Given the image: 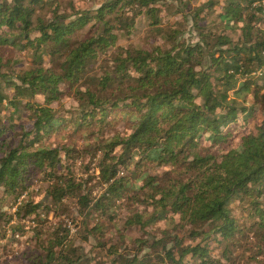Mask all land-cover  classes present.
I'll list each match as a JSON object with an SVG mask.
<instances>
[{"label":"trees","instance_id":"16d2710c","mask_svg":"<svg viewBox=\"0 0 264 264\" xmlns=\"http://www.w3.org/2000/svg\"><path fill=\"white\" fill-rule=\"evenodd\" d=\"M61 1L0 0V78L11 71L13 53L30 55L29 66L15 74L21 83L15 85L9 100L16 109H27L28 118L35 103L32 97L54 105L65 95L64 85L74 91L73 99L79 104L77 97L86 93L89 106L81 108L71 122L32 119L36 132L28 147L70 129L80 132L93 126L107 138L111 135L106 130L116 115L136 125L124 156L108 164L105 155L98 163L108 187L91 210L113 214L116 200L134 199L149 210L135 211L127 225L143 229L162 222L163 227L161 238L152 244L137 240L143 248H153L154 258L148 263L134 256L112 258L111 264H222L213 252L230 260L248 232L257 249H263L264 31H252L259 17L250 15L248 24L243 18L256 0H223L217 24L221 33L205 31L200 18L219 0H202L193 16L199 41L175 42L163 50L118 47L116 41L131 33L139 17L158 27L163 17L180 12L183 1L199 0H113L84 11L71 3L64 9ZM226 29L236 33L237 39L225 35ZM107 59L111 68L99 64ZM13 84L9 82L11 88ZM129 97L132 103H121ZM6 99L8 94L0 90V106ZM10 131L9 123L0 121V133ZM56 148L21 156L11 169L5 160L0 164V182L7 180L15 187L23 181L25 186L28 171H38L41 158L54 159ZM133 149H140L141 155L131 171L134 182L129 184L131 179L116 176ZM57 167L63 169V165ZM150 167L161 171L151 174ZM75 188L63 177L61 185L47 194L54 193L53 199L60 201ZM88 199L81 196L79 201L87 204ZM244 209L248 225L236 218V212ZM31 211L29 205L25 215ZM90 229L94 232L99 227L94 223ZM52 234L59 237L58 230ZM61 256L72 264L71 251Z\"/></svg>","mask_w":264,"mask_h":264},{"label":"rangeland","instance_id":"374dc122","mask_svg":"<svg viewBox=\"0 0 264 264\" xmlns=\"http://www.w3.org/2000/svg\"><path fill=\"white\" fill-rule=\"evenodd\" d=\"M113 1V0H62L63 8H69L70 5H73L75 9H80L81 11L88 9H95L97 5H101L104 2ZM222 1L219 0V3L212 8V11L209 13L202 11L200 13V18H202V24L205 27V31H212L221 33L218 24V15L222 12ZM180 3V12H177L174 15L163 17L161 25L158 27L148 25L146 22L139 17L136 20V24L128 35H123L117 40V36L113 35V39L117 40L116 45L118 47H127V48H139L145 50H151L155 47H160L163 49H168L175 44V42H184L186 44H194L199 41L198 31L195 30L194 26V12L200 7L202 0L191 1L187 4V1ZM179 5V4H177ZM264 11V7L263 10ZM261 11V12H262ZM164 15V13H162ZM264 23V17H259L256 24ZM217 27V28H216ZM85 27L81 34L85 32ZM264 31V28H257ZM176 33L175 39H172V35ZM225 35L230 36L233 40L237 39L236 33H233L230 29H226L223 32ZM79 36L80 31L78 32ZM176 40V41H175ZM115 48L113 47L112 50ZM104 58V57H103ZM11 71L4 78H0V90L4 93L11 95L12 91L9 93V89H12L9 85L10 81H13L10 77L20 72L21 70L26 69L30 64V55L28 53H13L12 57ZM100 65L106 64L112 67L110 59L99 62ZM14 82V81H13ZM63 92L65 93L60 100V103L71 105L77 102L75 101L74 91L71 89H66L65 86L61 85ZM19 116L17 119L20 120L18 125H26V119L28 118V110L19 106L17 109ZM118 111V110H117ZM121 121L127 127L126 120L120 119V116L116 115L111 124L109 125L108 130H106L107 135H112L113 131L119 132L121 130ZM32 127V126H31ZM96 128V132L99 130ZM92 129V128H91ZM96 132L85 130L80 132H74L71 129L68 130L64 135L60 137L54 136L48 142L51 143L52 148L59 147L56 144V140L60 139L64 143L72 141V147L70 151L76 157L75 166L69 171L66 179H70L75 185V190L71 191L70 194L64 195L60 201H63L62 209L59 212L49 211L48 215L42 221H37L35 219L28 221L29 225L35 224L40 227V233L42 234L44 229L52 226V232L57 231L60 233L71 232L72 228L76 227V221L79 219L80 223L84 227L85 235L79 237L83 243H87L89 239L95 241L94 246L90 245L88 248V255L84 256L83 264H111V259H124L132 258L137 256L138 259L149 262L150 258L154 256L153 248H143L141 242L137 240H146L148 244H152L153 239L156 240V236H160L159 230L163 227V223L159 222L153 227H144L140 228V225H127L126 221L135 211H140L145 208L144 205H137V202L134 199H118L115 204V212L113 214L106 213H96L93 210V204L97 200H100L105 194L108 184L101 179V168L98 167V163L95 162V157L88 159L87 163L81 165L79 160V155L83 154L81 148L76 147V145H83L84 151H87L86 141L94 139ZM59 136V135H58ZM81 137L84 140H81ZM47 141V140H46ZM134 150V149H133ZM98 151V150H97ZM132 152V151H131ZM68 153L65 155L67 158ZM138 160V159H137ZM136 160V161H137ZM126 164V162H125ZM125 164H120L117 168L118 178L131 179L129 182L132 183L133 178L132 174H121V166ZM64 167V166H63ZM134 170V168H133ZM149 173L153 174L160 172L161 169L157 168L156 171L154 168L150 167L148 169ZM40 175L39 171L35 169H30L27 173V178L25 181L26 187H32L36 182V177ZM37 193H41V189H34ZM47 190L42 192L43 200H48L49 194ZM81 196H88V203L84 204L79 201ZM262 199V198H261ZM43 202V201H40ZM47 207V205H46ZM149 210L148 208H145ZM236 218L239 224L243 222L248 225L247 210H238ZM28 215H25V219ZM112 216V217H110ZM82 217V219H81ZM2 215L0 219H2ZM94 223H97L99 229L98 231L91 232L90 226ZM249 233V232H248ZM246 233L244 237L246 242L240 241V244L236 247L235 251L231 256L230 260H227L224 256H221L218 251H214L213 255L219 259L222 264H264V248L261 250L257 249V245L253 241L251 233ZM253 241V242H252ZM256 241V240H255ZM248 242V243H247ZM82 247V245H81ZM71 253H76V248H72ZM143 253V256H141ZM69 256V253H68ZM79 259V257H76ZM154 258V257H153Z\"/></svg>","mask_w":264,"mask_h":264},{"label":"clouds","instance_id":"9594fccd","mask_svg":"<svg viewBox=\"0 0 264 264\" xmlns=\"http://www.w3.org/2000/svg\"><path fill=\"white\" fill-rule=\"evenodd\" d=\"M96 7H99V5ZM240 7L244 8L245 4L242 3ZM248 7L250 11L243 13L245 24H248L250 15L254 14L257 17H264V11H252L256 7H264V0H256L255 5ZM253 25V33H255V28H264V23L256 24L253 21ZM10 78L14 81V84L13 88L8 90L9 93L14 91L15 85L21 83L16 75H12ZM22 86L26 87V85ZM44 95L48 96L49 93L45 92ZM11 99V95H8V99L0 106V121L8 122L11 128L10 134L0 133V136L4 137L0 140V164L8 160L9 169L17 164L19 157L33 152L44 151L51 147V143L48 141L37 144L35 148L27 146V142L34 138L36 132L31 127L32 119L40 117L46 123L48 117H53L56 121L71 122L79 117L81 108L89 106L86 103V93L83 92L77 97L80 103L71 105H62L59 100L54 105H46L41 97H32L35 103L30 117L26 119L27 126L16 129L12 125L20 123V120L17 119L19 113L9 103ZM21 99L27 100L29 98L21 97ZM132 102L133 99L131 97L126 100L121 99V103ZM135 127L136 125L131 121L128 122L127 127L121 121V130L119 132L113 131V134L106 138L99 135L95 126H93L90 131L96 132V138L86 141L87 151H84L83 145H76L83 152V154L79 155L81 165L87 163L88 159L93 156L95 157V162L99 163L105 155L108 156V164H116L124 156L126 142L132 136V131L135 130ZM39 134H44L43 129ZM81 140H84V138L81 137ZM56 144L59 147L55 149V153L58 154L54 156V159L41 158L39 160L40 169L38 171L40 175L36 177V182L32 187L24 186L23 181L17 183L15 187L10 186L7 180L0 182V215L3 217L0 219V264H69V261L63 259L61 253L67 255L72 248L77 250L75 256L71 258L72 264H83L84 256L89 254V246H94L95 244L92 239H89L86 244L79 239V237L85 235L84 227L79 219L76 221V227L72 228L71 232L60 233L59 237L52 234L54 223L52 226L45 228L42 234L40 233V227L42 226L38 227L35 224H28V221L33 219L37 221L44 220L49 211L55 213L62 209L63 201H55L53 199L54 193L45 201L43 200L42 192L52 190L61 185L63 177H67L69 171L75 166L76 157L70 151L72 141L64 143L57 139ZM22 145L25 146L21 147ZM113 148L114 151L111 150ZM66 152L68 153L67 158H65ZM10 153L12 154L11 156ZM140 155V149H134L128 154L126 164L121 166L122 175L133 170ZM57 165H63L64 167L60 169ZM61 173H63V177ZM34 189H41V193H37ZM29 205H31L32 211L25 219V211ZM160 238V236L156 237V239ZM58 239L59 243H57ZM49 251L52 253L51 257L48 256ZM141 256H143V253H141ZM76 257H79V260ZM176 259L178 260L179 257Z\"/></svg>","mask_w":264,"mask_h":264}]
</instances>
